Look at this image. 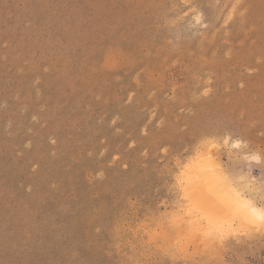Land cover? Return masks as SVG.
I'll return each instance as SVG.
<instances>
[{"label":"rangeland","instance_id":"rangeland-1","mask_svg":"<svg viewBox=\"0 0 264 264\" xmlns=\"http://www.w3.org/2000/svg\"><path fill=\"white\" fill-rule=\"evenodd\" d=\"M211 151L264 210V0H0V264H264Z\"/></svg>","mask_w":264,"mask_h":264},{"label":"bare ground","instance_id":"bare-ground-1","mask_svg":"<svg viewBox=\"0 0 264 264\" xmlns=\"http://www.w3.org/2000/svg\"><path fill=\"white\" fill-rule=\"evenodd\" d=\"M240 145L241 142L238 141L233 143L234 147H239ZM213 156L214 153L212 151L208 152L204 157L198 156L196 158L198 160L191 163L188 172L184 177L186 186H184L183 193H185L184 196L190 204V210L188 209L189 213L191 211L192 213L190 214L192 217H195L197 215L195 212H200L202 219L207 222V225H210H208V227L212 234V231L215 230L214 233L216 232V227L217 229L220 228V233L222 232L224 221H229L230 219L226 218L224 215L226 212L230 214L231 218L237 220L240 231L244 233L246 232V234L249 233L250 235H252L254 231L257 233L256 230L259 232L261 225L264 223V210L254 205L255 203L248 198L243 197L237 189L229 184L230 178L222 172L223 170L220 169V165L214 162ZM193 175H197L201 178V190L197 186L190 185V178ZM239 179L242 182L241 184H244L246 188H250L249 185L251 181L248 177L239 175ZM219 191L224 193L221 195ZM212 195L215 196L219 207H221L218 213H216L217 211L212 213V210L209 209V206L206 203ZM199 209L202 211H199ZM189 213L188 215H190ZM191 215L189 216L190 218ZM229 227L230 225L228 228ZM209 231L207 229L208 233ZM217 232H219V230H217Z\"/></svg>","mask_w":264,"mask_h":264}]
</instances>
